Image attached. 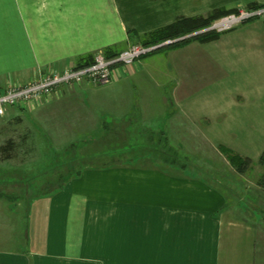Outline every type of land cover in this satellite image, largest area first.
I'll return each mask as SVG.
<instances>
[{
    "label": "crops",
    "instance_id": "obj_1",
    "mask_svg": "<svg viewBox=\"0 0 264 264\" xmlns=\"http://www.w3.org/2000/svg\"><path fill=\"white\" fill-rule=\"evenodd\" d=\"M261 4L0 0V91L41 69L141 43L179 17ZM113 73L110 84L62 86L0 116V264H264L261 167L242 185L251 172L239 174L219 149L252 146L259 135L257 160L264 150V15L212 40L165 45ZM111 142L121 160L84 165L30 195L48 159L76 165L79 148ZM180 152L230 181L226 189L179 163Z\"/></svg>",
    "mask_w": 264,
    "mask_h": 264
},
{
    "label": "built area",
    "instance_id": "obj_2",
    "mask_svg": "<svg viewBox=\"0 0 264 264\" xmlns=\"http://www.w3.org/2000/svg\"><path fill=\"white\" fill-rule=\"evenodd\" d=\"M263 15L264 4L239 8L213 20L208 26L183 37L210 30L223 32ZM173 41V39H167L153 45L132 43L111 57H107L104 51L98 50L94 52L92 62L89 64L66 67L60 70L54 68L41 69L26 83H10L3 91H0V116L5 113L8 106H21L30 109L50 100L62 86L79 84L83 81H89L96 86L110 84L114 80V68L130 65L158 47ZM118 75L121 76L119 73Z\"/></svg>",
    "mask_w": 264,
    "mask_h": 264
},
{
    "label": "rangeland",
    "instance_id": "obj_3",
    "mask_svg": "<svg viewBox=\"0 0 264 264\" xmlns=\"http://www.w3.org/2000/svg\"><path fill=\"white\" fill-rule=\"evenodd\" d=\"M130 44H132V43H130ZM22 81H25V80H22ZM241 136L243 139V134H241ZM253 137H254L253 138L254 143L252 146H249V144L247 142H241V143L240 142H234V144L236 146H234V148H231L235 152H237L241 155L250 156L252 158V161H253V165H252L253 167L251 166V169L248 170V172H251V173L248 176H246L245 180L240 182V183H242V185L247 184L248 181L253 180L252 171H254L255 166H258L257 156L260 152L261 147H263V146H261V144L256 143L257 140L259 139V135H254ZM106 144H108L109 146H106L105 149L91 148V149H83L82 150L79 148L78 151L76 150V152H78V153L75 154V156L77 155V157L79 158L76 165H74L73 162L71 161L72 157L67 156L65 158H67L66 160H70L69 164L68 163L58 164L59 162H62L65 160L64 158L63 159L59 158V161H56L54 159H48L46 161V164L40 165L39 168L37 166L38 169H41L43 171L36 174L33 177L34 179L32 178L33 180H30V182H29V184H30V187H29L30 188V195L32 196V194H34V193L47 192L52 187L60 184L62 182L63 178L65 176H67V174H69L70 172L73 173L75 170L80 169L84 165L93 164V166L98 167V166L106 165L109 162L121 160L122 158H118V155H117L118 149L115 148V146L117 144L114 142H111L110 144L109 143H106ZM177 150L181 151V152L185 151L184 149H181V150L177 149ZM173 153L175 154V152H173ZM186 154H188V153H186ZM181 155H180L181 157H177V161L179 163H183L182 165L186 166L187 169L189 171H191L192 173L194 172V173L199 174L200 176L207 178L211 182L220 185L223 189L225 188V186L227 184L230 183V181H228V180L224 181L220 177H216V176H214V174L208 173V171H206V170H202V171L199 170L198 169L199 166H198V164H194L196 160L191 154H189L188 157H185V158L183 157L184 156L183 153H181ZM229 194H230V192H229ZM231 197H229V198H231ZM31 198L32 197H30V199ZM245 199L248 202H250L252 205L257 206L256 205L257 203L255 201H251L247 197ZM263 214H264V212H263Z\"/></svg>",
    "mask_w": 264,
    "mask_h": 264
},
{
    "label": "trees",
    "instance_id": "obj_4",
    "mask_svg": "<svg viewBox=\"0 0 264 264\" xmlns=\"http://www.w3.org/2000/svg\"><path fill=\"white\" fill-rule=\"evenodd\" d=\"M228 13L229 12L226 10L215 9L205 15L179 17L176 20L172 21L171 23L162 25L158 28H155L143 34L140 39L141 44L153 45V44L161 43L167 39H173L174 41L165 45H176L179 42H184L186 39H191V38H196L199 39L200 41L212 40L219 35V32L210 30L186 37L183 36L208 26L213 20ZM165 45H162L157 49ZM104 53L107 57H111L116 55L118 52L112 48H109V49H105ZM92 58L93 56L88 54V56L83 61H80V63L77 66H83L91 63ZM219 149L224 154L229 164L239 174H243L247 170L251 169V166L253 165V161L251 160V158L247 156H242L237 152L233 151L232 149L225 147L223 145L219 146ZM257 163L261 167V172L256 177L255 183L264 191V150L260 154Z\"/></svg>",
    "mask_w": 264,
    "mask_h": 264
}]
</instances>
